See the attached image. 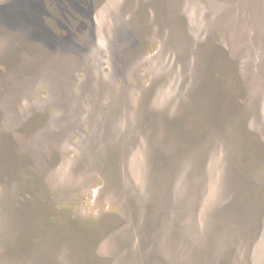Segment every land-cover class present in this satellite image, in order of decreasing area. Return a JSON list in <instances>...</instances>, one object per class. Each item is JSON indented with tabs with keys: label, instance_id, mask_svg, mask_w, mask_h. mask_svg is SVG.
<instances>
[{
	"label": "rangeland",
	"instance_id": "374dc122",
	"mask_svg": "<svg viewBox=\"0 0 264 264\" xmlns=\"http://www.w3.org/2000/svg\"><path fill=\"white\" fill-rule=\"evenodd\" d=\"M203 247L264 264V0H0V264Z\"/></svg>",
	"mask_w": 264,
	"mask_h": 264
},
{
	"label": "trees",
	"instance_id": "16d2710c",
	"mask_svg": "<svg viewBox=\"0 0 264 264\" xmlns=\"http://www.w3.org/2000/svg\"><path fill=\"white\" fill-rule=\"evenodd\" d=\"M213 251V249L206 250V248L203 247L199 252L200 258H198L197 264H213V260H216L213 256Z\"/></svg>",
	"mask_w": 264,
	"mask_h": 264
}]
</instances>
